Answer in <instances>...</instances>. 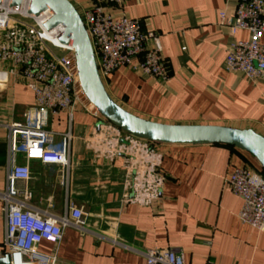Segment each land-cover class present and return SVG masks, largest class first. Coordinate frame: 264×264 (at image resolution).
<instances>
[{"label":"crops","instance_id":"obj_1","mask_svg":"<svg viewBox=\"0 0 264 264\" xmlns=\"http://www.w3.org/2000/svg\"><path fill=\"white\" fill-rule=\"evenodd\" d=\"M75 7L88 0H69ZM235 0H125L107 5L114 18L129 17L160 35L170 79L119 69L104 83L122 108L148 121L169 125H217L253 130L264 137V78L251 81L226 69L229 47L250 38L234 36L219 25ZM4 38L1 34L0 42ZM264 43V36L262 39ZM0 191L7 186L6 126L28 123L36 113L29 80L0 59ZM47 129L71 135L69 169L17 157L31 177L19 181L21 197L42 211L65 215L70 204L81 208L87 227L133 251L177 249L185 264H264V233L238 218L242 200L228 186L236 167L260 168L248 153L225 145H165L129 140L118 155L103 156L88 146L102 120L78 102L73 121L66 113L50 116ZM163 189L158 201L157 189ZM129 193L128 204L123 197ZM0 202V259L5 257L6 224ZM39 250L51 254L43 242ZM94 236L65 229L57 264H145L143 256Z\"/></svg>","mask_w":264,"mask_h":264},{"label":"built area","instance_id":"obj_2","mask_svg":"<svg viewBox=\"0 0 264 264\" xmlns=\"http://www.w3.org/2000/svg\"><path fill=\"white\" fill-rule=\"evenodd\" d=\"M235 1L231 15L220 12L219 25L228 29L231 36L246 31L250 38L231 43L226 69L257 81L264 78V0ZM10 2L4 0L0 4V36L4 38L0 42V59L12 63L14 71L29 80L28 88L34 93L36 107L34 118L28 123L6 126L9 130L7 186L0 191V202L6 224L4 248L10 264H57L65 229H73L81 237L94 236L132 250L117 240H108L91 231L83 210L74 204H70L67 213L61 216L30 206L21 197L17 183L28 181L31 171L28 165H18V155L23 153L27 161L39 160L44 165L69 169L71 135H60L62 138L57 144L58 133L47 129V119L66 113L72 122L77 103L86 102L77 74L74 48L70 44H55L52 40L58 41L64 32L63 26L58 25L48 32L43 26L52 16L50 11L31 17L28 14L30 0H24L19 10L11 9ZM124 2L88 0V6L75 7L89 35L103 83L124 67L162 82L169 81L160 35L152 29L144 30L137 20L125 16L114 18L107 13V5L120 6ZM7 79V72H0V83H6ZM86 105L103 123L97 136L88 141V146L98 154L116 156L123 148L121 143L129 140L142 141L145 148L153 144L123 132ZM228 186L242 200L238 213L240 222L264 233V175L246 165L236 167L228 179ZM159 191L160 187L156 199ZM129 201L127 193L123 203ZM43 242L54 246L51 254L39 250ZM133 252L143 256L145 264H185L182 252L173 248Z\"/></svg>","mask_w":264,"mask_h":264},{"label":"water","instance_id":"obj_3","mask_svg":"<svg viewBox=\"0 0 264 264\" xmlns=\"http://www.w3.org/2000/svg\"><path fill=\"white\" fill-rule=\"evenodd\" d=\"M4 0H0V4ZM24 0H11L10 8L21 9ZM50 11L52 16L44 24L50 32L62 25L64 32L58 37L61 44H70L77 59V74L85 102L98 111L109 123L136 138L165 145H225L251 155L264 172V137L253 130H240L217 125H169L140 118L117 104L103 83L96 56L85 25L69 0H30L28 14L38 17ZM163 189L158 193V201ZM0 264H10L8 255Z\"/></svg>","mask_w":264,"mask_h":264},{"label":"trees","instance_id":"obj_4","mask_svg":"<svg viewBox=\"0 0 264 264\" xmlns=\"http://www.w3.org/2000/svg\"><path fill=\"white\" fill-rule=\"evenodd\" d=\"M256 170H258L259 172H261V173L264 175V172H263V170L261 169V167L258 168V169H256Z\"/></svg>","mask_w":264,"mask_h":264},{"label":"rangeland","instance_id":"obj_5","mask_svg":"<svg viewBox=\"0 0 264 264\" xmlns=\"http://www.w3.org/2000/svg\"><path fill=\"white\" fill-rule=\"evenodd\" d=\"M27 22H29V23H31L30 21H27ZM54 52H56V53H58V54H60V52L59 51H57V50H54V49H52Z\"/></svg>","mask_w":264,"mask_h":264},{"label":"bare ground","instance_id":"obj_6","mask_svg":"<svg viewBox=\"0 0 264 264\" xmlns=\"http://www.w3.org/2000/svg\"><path fill=\"white\" fill-rule=\"evenodd\" d=\"M53 40V42L55 43V44H57L58 43V41L56 40V39H52Z\"/></svg>","mask_w":264,"mask_h":264}]
</instances>
